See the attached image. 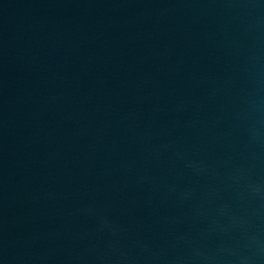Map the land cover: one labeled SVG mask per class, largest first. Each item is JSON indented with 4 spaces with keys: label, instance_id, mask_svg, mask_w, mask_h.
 Masks as SVG:
<instances>
[{
    "label": "water",
    "instance_id": "1",
    "mask_svg": "<svg viewBox=\"0 0 264 264\" xmlns=\"http://www.w3.org/2000/svg\"><path fill=\"white\" fill-rule=\"evenodd\" d=\"M0 264H264V0H0Z\"/></svg>",
    "mask_w": 264,
    "mask_h": 264
}]
</instances>
